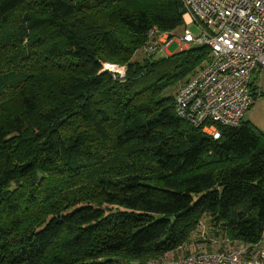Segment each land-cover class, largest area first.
Masks as SVG:
<instances>
[{
  "label": "trees",
  "instance_id": "1",
  "mask_svg": "<svg viewBox=\"0 0 264 264\" xmlns=\"http://www.w3.org/2000/svg\"><path fill=\"white\" fill-rule=\"evenodd\" d=\"M185 13L0 0V264H143L188 250L206 215L237 246L263 242L264 131L246 115L215 139L183 120L176 95L209 48H150Z\"/></svg>",
  "mask_w": 264,
  "mask_h": 264
},
{
  "label": "built area",
  "instance_id": "2",
  "mask_svg": "<svg viewBox=\"0 0 264 264\" xmlns=\"http://www.w3.org/2000/svg\"><path fill=\"white\" fill-rule=\"evenodd\" d=\"M186 23H196L199 33L186 29L180 35L150 31L156 41L152 51L169 53L177 43L209 48L205 65L176 95V113L192 125H202L215 139L219 126H238L254 104V74L264 67V0H181ZM123 76L126 68L106 65ZM122 68V69H121ZM252 251V252H251ZM143 264H264V245L237 246L214 253L193 254L179 260H148Z\"/></svg>",
  "mask_w": 264,
  "mask_h": 264
},
{
  "label": "rangeland",
  "instance_id": "3",
  "mask_svg": "<svg viewBox=\"0 0 264 264\" xmlns=\"http://www.w3.org/2000/svg\"><path fill=\"white\" fill-rule=\"evenodd\" d=\"M185 25H187L186 20ZM189 29L193 31V33L197 34L199 33V28L197 27L196 23H191L188 26H185L184 29L180 30L179 33L180 35L184 34L185 30ZM190 45H184V48H188ZM179 50V46L177 43L173 44L171 47H169V52L170 54H164L163 56H169L171 54H174ZM140 51V50H139ZM142 56V52L137 53L136 56ZM112 63V62H111ZM122 69V68H121ZM115 72V71H114ZM257 79V83L261 85L262 91H264V67L259 69L253 76V80L255 81ZM180 83L177 85L172 86L168 92H175L177 88H179ZM250 116V117H249ZM247 119L250 120L252 123H254L256 126H258L260 129L264 131V95L259 97L255 103L254 106L248 111L247 113ZM215 226L211 222L210 216L206 215L200 227L197 229L195 234L193 235L190 243L187 244L188 250L186 248H183L181 253L169 257L165 256L168 260H174L176 259H182L184 255L191 254L194 252H199V251H213V250H218L219 248L223 250H228L230 248L236 247L238 244L232 243L231 240H228V236L221 231L219 234L214 232ZM205 231V232H204ZM203 234V235H202ZM202 235V236H201ZM204 236L206 238H204ZM209 238V240H208ZM202 243L200 246L201 248H198V244ZM242 244V243H241ZM262 244L264 245V238ZM249 246V245H248ZM250 247H252V244H250ZM212 249V250H210ZM252 252V251H251Z\"/></svg>",
  "mask_w": 264,
  "mask_h": 264
},
{
  "label": "crops",
  "instance_id": "4",
  "mask_svg": "<svg viewBox=\"0 0 264 264\" xmlns=\"http://www.w3.org/2000/svg\"><path fill=\"white\" fill-rule=\"evenodd\" d=\"M259 83V82H258ZM257 83V79L254 81V86H253V88L255 89L256 88V91H261L262 93H263V95H264V91H262V87H261V85L260 84H258ZM256 86H258V90H257V87ZM254 106V105H253ZM250 117V116H249ZM177 253L176 254H179V253H181V251L180 250H178V251H176ZM169 255H175V254H173V253H170Z\"/></svg>",
  "mask_w": 264,
  "mask_h": 264
}]
</instances>
